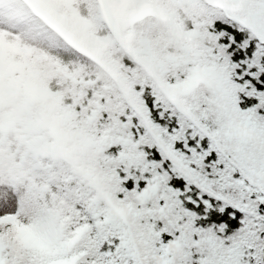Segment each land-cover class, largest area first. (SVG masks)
Masks as SVG:
<instances>
[{
	"label": "snow or ice",
	"instance_id": "snow-or-ice-1",
	"mask_svg": "<svg viewBox=\"0 0 264 264\" xmlns=\"http://www.w3.org/2000/svg\"><path fill=\"white\" fill-rule=\"evenodd\" d=\"M0 264H264V0H0Z\"/></svg>",
	"mask_w": 264,
	"mask_h": 264
}]
</instances>
